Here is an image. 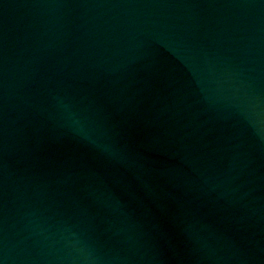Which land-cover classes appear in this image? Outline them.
<instances>
[{
	"label": "water",
	"instance_id": "1",
	"mask_svg": "<svg viewBox=\"0 0 264 264\" xmlns=\"http://www.w3.org/2000/svg\"><path fill=\"white\" fill-rule=\"evenodd\" d=\"M0 264H264V0H0Z\"/></svg>",
	"mask_w": 264,
	"mask_h": 264
}]
</instances>
